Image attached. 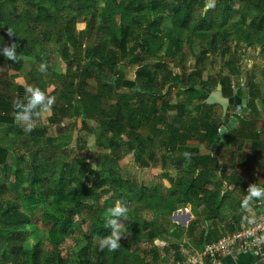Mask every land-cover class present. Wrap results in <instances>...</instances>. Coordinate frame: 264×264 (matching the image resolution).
Wrapping results in <instances>:
<instances>
[{"label": "trees", "instance_id": "16d2710c", "mask_svg": "<svg viewBox=\"0 0 264 264\" xmlns=\"http://www.w3.org/2000/svg\"><path fill=\"white\" fill-rule=\"evenodd\" d=\"M103 1L110 3L117 1L120 6L126 9L132 8L138 14L145 12V15H140L134 24L144 23L143 43H149L148 54L154 57L161 50L160 47L157 49L151 47L154 41L158 40L155 34L160 32L164 17L158 13L160 10L172 14L173 24L180 32H187L189 37H199L203 50H206V42H210L212 50H216L218 44L229 47L230 38L233 36L232 28L229 26L222 34L214 31L210 37L207 30L215 27L220 14L225 16L237 7L236 12L240 17L246 23L249 20L248 35L240 38L245 40L248 46L264 48V0H215L205 17H203L205 0H0V48L13 43L19 48L16 50L18 59L15 62L7 60L0 53V264H49L51 261L56 264H67L66 258L62 255V247L69 232L75 227V219H79L81 225L91 224L92 236L101 238L110 235L111 229L104 226L107 219L105 213L117 204L128 210V218L120 219L121 236L128 238V245L124 248L119 247L116 252L105 248L90 253L87 247L78 253L79 264H130L126 261V259L129 261V258L124 256L125 251L132 242L146 239L150 227V223L141 217L142 212L152 213L156 217L173 215L180 217L181 211L185 210L187 205H191L193 213L198 214V205L204 203L207 195H210L205 190L206 183L202 180V176L194 178L198 166L208 162L205 158L194 161V165L190 166L182 177L169 179L172 187L165 189L163 186L139 184L137 181L125 179L113 167V161L108 159L109 157L94 169L93 165L99 163L98 157L76 155L72 162H67V156L63 151L49 152L44 147H38L40 139L38 136H35L33 145L17 139L18 134L20 137L25 134H21L22 132L13 125L15 119L13 101H23L27 86H20L17 96H9L12 85L10 71L19 72L25 65V58L33 55H36L39 63L47 59L49 52L58 54L62 58L69 57L70 47L76 51L75 57H79L82 39L77 32V25L92 17L95 20L98 13H103V9H97ZM197 5L200 7L197 8ZM148 11L156 14L148 17ZM40 28H42L41 33H39ZM92 30L93 28L88 29L91 32ZM106 30V27L101 29L102 32ZM132 34H135L132 29L125 28L122 39L120 41L114 39L115 46H119L124 55L128 36ZM50 43L54 45L52 50ZM176 45L180 51L179 40L176 41ZM38 48L40 51L36 54ZM137 48L145 49L142 43L137 45ZM167 52L171 54V49L169 48ZM104 53L105 50L100 51L92 44L88 45L84 60L78 62L81 64V61H90L95 57L94 62L91 63L95 70L90 71L89 67H86L81 71L82 68L81 70L77 68V74H71L70 81L61 83L64 87L59 91V98L66 103L61 104L58 110L60 120L68 117L70 114L68 109L74 101V96L78 94L81 97V116L85 120L95 121L98 131L97 143L100 146L101 141L104 142V148L101 146L102 152L110 150L116 155L123 144L132 145L133 139L141 137L137 132L144 121L152 122L155 126L158 122L165 123V120L157 117V98L162 96L161 90L149 86H159V84L178 86L181 91L194 92L198 95V100L207 99L208 90L203 88L204 85L202 84L203 87L198 89L192 81L198 71L189 77L176 76L168 71L163 63L155 61L137 65L136 79L132 83H126L122 81L124 77L111 74L116 72L114 69L111 71L106 69L108 65L104 63ZM204 54H207L206 51ZM227 54L228 51L223 53V55ZM177 57H180L178 53ZM233 64L234 60L230 57L226 66L230 67ZM80 75L85 78L79 82L74 91H71L70 87L74 86ZM93 76L99 77L95 95L86 90L88 86L86 79ZM116 76L117 78L114 79ZM26 79L28 86L38 87L47 95L49 83L44 72L33 68ZM220 81L221 85L226 87V81L229 82V79L222 78ZM126 90L129 95L118 94L119 91ZM151 98L154 99L152 102L149 101ZM102 99H118L117 108L113 111L105 110L101 103ZM136 99L138 102L133 105L132 102ZM144 101H149L151 104L148 105L149 102L144 104ZM201 107L207 108L205 104L199 106ZM163 111H166V107ZM175 118L165 126L170 137L168 144L171 146L173 139H181L180 136L178 137L181 120ZM219 128H221L220 122L207 124L206 131L210 140L217 138ZM31 134L33 135L32 131ZM115 140H119L120 143H116ZM19 142L33 147L30 148L32 150L29 159L25 155L9 152L10 149L21 145ZM135 159L139 162L141 156ZM19 195H22L23 200H27L30 205L39 201L46 205L48 198H54L56 206L54 208L61 215L49 214L44 220L50 225L46 241L52 258L47 257L48 252L45 251L43 243L37 242L31 250L22 248L21 231L29 224V220L15 201V197ZM133 203H136L138 208L130 212ZM202 216H205L204 213ZM140 221H143V224ZM202 240L210 243L205 235ZM90 255L95 256L96 260L90 259Z\"/></svg>", "mask_w": 264, "mask_h": 264}, {"label": "rangeland", "instance_id": "374dc122", "mask_svg": "<svg viewBox=\"0 0 264 264\" xmlns=\"http://www.w3.org/2000/svg\"><path fill=\"white\" fill-rule=\"evenodd\" d=\"M214 3L215 0H205L203 17L206 16L207 11L212 5H214ZM198 7H200V5H197V8ZM97 9H103L104 12L98 13L95 20L94 17H92L77 25V32L81 35L82 39V47L79 57H75L76 51L71 47L69 49V57L66 58H62L58 54L49 52L47 59L39 63L36 60V55L26 57L25 65L20 71V74L14 79L15 87H13L12 91H9L10 95L13 94L14 96H17V94H15L17 87H28V81L25 77L33 68L39 69L41 63H44L47 69L44 72L46 80L49 83L47 92L51 93L53 96L60 95L56 92L61 91L64 87L61 83L71 79V74H77V68L80 70L82 68L81 71H83L86 67H89L90 71L95 70V67L91 64L94 62L95 57H93L90 61H81V64L78 62L80 60H84L85 52L88 49L89 44H92L94 48H99L100 51L105 50L103 60L104 63L108 65L106 69L108 71L114 69L116 72H111V74H119L124 77L122 81H125L126 83H132V81L136 79V72L138 69L137 65H143L155 61L163 63L167 70L171 71L174 75V71L183 74L184 72L189 73L190 69L194 71L197 70L201 73V77L194 76V78L198 82H201L203 79L204 82V78L211 79L212 77H216V75L220 78V74L223 73L225 64L229 61L230 57L233 58L234 64L236 65L243 63V56L248 54V47L252 50L254 48H259L261 56L264 52L263 46H248L245 40L240 38L248 35L247 23L249 20H247L246 23L245 20L240 17V15L236 12L237 7L233 12H229L225 16L220 14L216 20L215 27L207 30V34H209L210 37L214 31H219V33L222 34L227 31L229 26L232 28L233 36L230 38L229 47L218 44L216 50H212L210 42L205 43L206 50H203L199 37H189L187 32H180L173 24L172 14H168L165 11L160 10L158 13L162 14L164 17L161 21L160 32L155 34L158 37V40L154 41L151 47L154 49L160 47L161 50L155 57L148 54L147 50L149 43H143L145 33L142 31V28H144V23L134 24L139 19L138 17L140 15H145V12H142L143 14L135 13L132 8L126 9L120 6L117 1L115 3L103 1L97 6ZM147 13L148 17H153L156 14L150 11ZM105 22H107V24H104ZM223 24L226 25L221 27ZM103 27H106V32L101 31ZM92 28V32L88 31V29L91 30ZM125 28L129 30L132 29L136 36L135 34L128 36L126 53L124 55L121 53L120 47L115 46L114 39L116 38L120 41ZM39 31V33H41L42 28H40ZM177 40H179L181 44L180 51L178 49L179 47L176 45ZM141 43L144 45L145 49L137 48V45H140ZM50 47L52 50L54 45L50 43ZM169 48L171 49V54L167 52ZM17 49L19 48L17 47ZM39 51V48L36 49V54H38ZM204 51H206V55L204 54ZM225 51H228L227 55H223ZM250 52L251 51H249V53ZM177 53L180 57H177ZM136 59H138V62H136ZM179 62L181 63L180 67H177L176 65ZM182 63H184L185 68H183ZM11 72L13 73L14 71ZM68 76H70V78H68ZM60 77L64 78L61 79ZM84 78L85 77L83 75L78 76V79L76 80L74 86L70 87V90L74 91L75 87H77L79 82ZM116 78L117 76L114 77V79ZM86 83L88 85L86 86V90L90 94L95 95L99 85V77L93 76L91 78H87ZM170 86L171 89L174 87L172 85L161 86L160 84L159 86L155 85L149 87L157 88L161 90V93L163 91L168 93L171 90ZM129 87L131 88V86ZM54 91L55 93H53ZM118 94L129 95L130 93L126 90L123 92L119 91ZM59 97L57 100L55 97L56 102L52 106L49 113L44 114L42 117L33 119L31 130L33 135L31 132H25L23 130L24 126L20 124H13L18 131L22 132L21 134H25L22 136L23 138L18 134V140H23L33 145L36 140L35 136H38L40 137L37 144L38 147H44L49 152L63 151L67 156V162H72L76 155L98 157L99 163L93 165L94 169L97 168L98 164L101 165L105 158L109 157L108 159L113 161V167H115L119 174L125 179L137 181L139 184H147L150 186L159 183V180L155 179V174H153L154 172L152 169L141 168L142 163L149 164L148 160L145 158L146 156L142 159V161H140L142 163L136 162L133 157L134 155H146L144 149L145 133L142 126L139 127L137 132L141 137L133 139L132 145L123 144L116 155L112 154L110 150H104V152H102L104 142L102 140V144L100 146L99 143H97L98 131L95 121L92 119L85 120L81 116V97L78 94L74 96V101L68 109L70 114L62 120L59 119L58 110L61 104L66 102L62 101ZM152 100L154 99H149L150 102H152ZM137 102L138 99L134 100L132 104L135 105ZM101 103L105 110L113 111L117 108L119 102L118 99H102ZM145 103L147 104V102ZM120 105L122 104L120 103ZM26 135L30 138L28 139ZM25 136L26 138H24ZM115 141L116 143H120L119 140ZM19 144L21 145H17L16 148L10 149L9 152L16 155H25L26 158L29 159V153L33 147L22 145L20 142ZM30 148L32 149L30 150ZM110 180L111 179H109V181ZM15 199V201L18 202L19 209L28 216L29 220V224L21 231L22 248L25 250H31L37 242H39L43 243L45 251L48 252L50 247L46 241V234L50 230V225L46 224L44 220L46 217H49V214H53L55 216L61 215V213L54 208L56 207L54 198H48L46 200V205H44L42 201H39L37 204L30 205L27 200H23L22 195L16 196ZM136 207L138 208L137 204L133 203L130 208V212H132ZM140 208L142 209V207ZM141 217L150 223L149 230L146 234L147 237L146 239L137 240L130 244L127 251H125L126 253H124V256L129 258V261L128 259H126V261L130 264H170V251L177 243L173 238V233L170 231L175 228H186L180 226V224H174L173 219H171L172 217H156L149 212H142ZM75 222V227L69 232V236L65 239L62 247V255L66 258L67 264H79L78 253L87 247H89L90 253L91 251L100 249L97 243L98 238L91 235V224L81 225L79 219H75ZM140 222L142 223L143 221ZM127 245L128 238L121 237L120 246L114 249V251L116 252L119 247L124 248ZM165 253L167 257L165 256ZM46 255L48 258H52V255H50L49 252ZM92 255H90L89 258L95 261L96 257ZM49 264L56 263L51 261Z\"/></svg>", "mask_w": 264, "mask_h": 264}, {"label": "crops", "instance_id": "0c3cea01", "mask_svg": "<svg viewBox=\"0 0 264 264\" xmlns=\"http://www.w3.org/2000/svg\"><path fill=\"white\" fill-rule=\"evenodd\" d=\"M247 51L248 54L243 56V63L230 67L225 64L220 78L217 75L211 79L204 78L206 82H203V79L198 82L194 76L192 78L198 89L204 85L203 88L208 90L207 97L219 85L225 98L237 94L245 101V105L240 106V111L231 106L224 115L220 105H208L207 99L198 100V95L194 92H184L174 86L168 93L163 91L162 96L157 99V117L165 120V123L158 122L155 126L152 122H143L146 155L141 156V161L146 156L149 164L139 162L142 163L141 168L153 170L155 179L159 180L156 186L171 189L169 179L182 177L187 169L194 165V161L208 159L205 165L198 166L194 174V178L202 176L206 183L205 190L210 194L204 203L198 205V214H194L192 206L187 205L179 218L175 215L170 217L174 224L186 228L170 231L177 242L170 251L171 260L177 256L180 243L184 242L191 248L200 249L206 243L202 240L204 235L208 242H215L223 234L240 230L264 216V211L256 206L258 199L249 201L246 208L241 206L248 183L264 187V55H260L259 48L252 50L248 47ZM180 64L179 62L176 66L180 67ZM182 64L185 68L184 63ZM20 71H10L12 85L9 91L15 87L14 79ZM195 71L190 69L189 73L183 74L174 72L176 76L189 77ZM197 73L195 76L201 77V73ZM222 78L229 79V82L226 81V87L220 83ZM232 83L236 85V89H232ZM47 95L53 96L49 92ZM9 96L14 95L9 93ZM54 97L57 100L59 95ZM145 102L148 103L144 101V104ZM150 104L149 102L148 105ZM203 104L207 108H199ZM165 107L166 111H163ZM174 117L181 120L178 131V137L181 139H173L171 146L168 144L170 137L165 126L169 125ZM215 122L221 123L225 134L220 135L217 130V138L210 140L206 131L207 124ZM13 124H18L15 119ZM184 153L189 155L186 157ZM133 157L136 161L135 157L139 155ZM165 256L167 257L166 253ZM217 264H254V259L249 255L235 253L223 257Z\"/></svg>", "mask_w": 264, "mask_h": 264}, {"label": "clouds", "instance_id": "9594fccd", "mask_svg": "<svg viewBox=\"0 0 264 264\" xmlns=\"http://www.w3.org/2000/svg\"><path fill=\"white\" fill-rule=\"evenodd\" d=\"M9 34L10 30H9ZM17 44L13 43L10 46L0 48V53L7 60L15 62L18 59ZM40 72L46 71V65L41 63L39 66ZM55 103V97L46 95L38 87L28 86L24 90L23 101H13L14 116L18 124L24 126L25 132H31L32 121L34 118L42 117L44 114L49 113ZM187 157L189 154L184 153ZM264 198V187L258 184L249 186L244 200L241 202L242 207H247L249 201L253 199ZM127 209L117 204L115 207L109 208L105 213L107 219L105 220V227L111 229L110 235L98 238L97 243L101 250L108 248L109 251L116 249L120 246L122 225L120 219H127Z\"/></svg>", "mask_w": 264, "mask_h": 264}, {"label": "built area", "instance_id": "2783aa9c", "mask_svg": "<svg viewBox=\"0 0 264 264\" xmlns=\"http://www.w3.org/2000/svg\"><path fill=\"white\" fill-rule=\"evenodd\" d=\"M232 89H236L234 83ZM237 110L241 108L237 107ZM218 133L223 135L225 131L219 128ZM250 185L248 183L246 191ZM256 206L264 211V198L258 199ZM235 253L251 256L254 264H264V216L240 230L223 234L215 242L204 243L200 249L191 248L184 242L178 244L177 256L170 264H217L223 257Z\"/></svg>", "mask_w": 264, "mask_h": 264}, {"label": "water", "instance_id": "95a60500", "mask_svg": "<svg viewBox=\"0 0 264 264\" xmlns=\"http://www.w3.org/2000/svg\"><path fill=\"white\" fill-rule=\"evenodd\" d=\"M208 105H220L224 110V115H226L229 107L235 106L240 107L245 105V101L240 99L237 94L231 98H225L222 93L221 86L219 85L217 89L212 92L206 100Z\"/></svg>", "mask_w": 264, "mask_h": 264}]
</instances>
